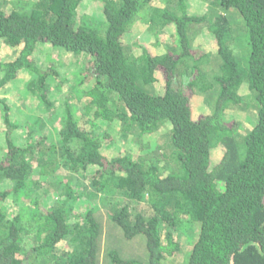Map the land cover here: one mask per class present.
<instances>
[{
    "label": "trees",
    "instance_id": "obj_1",
    "mask_svg": "<svg viewBox=\"0 0 264 264\" xmlns=\"http://www.w3.org/2000/svg\"><path fill=\"white\" fill-rule=\"evenodd\" d=\"M92 1L100 28L81 15L86 0H0V40L16 52L0 61V88L30 76L23 107L0 102V264H175L186 222L199 227L187 264H264V0H204L202 15L191 0ZM145 28L156 54L126 42ZM40 46L82 58L81 79L39 67ZM66 85L64 100H52ZM247 91L258 116L241 137L231 116ZM198 96L209 112H195ZM29 98L47 115L21 125ZM61 171L74 181L62 197L70 200L46 206L37 193ZM93 191L142 209L80 212L75 204ZM18 205L25 211L13 212ZM111 228L124 242L143 235L147 259L108 250ZM74 236L72 251L59 254Z\"/></svg>",
    "mask_w": 264,
    "mask_h": 264
},
{
    "label": "rangeland",
    "instance_id": "obj_2",
    "mask_svg": "<svg viewBox=\"0 0 264 264\" xmlns=\"http://www.w3.org/2000/svg\"><path fill=\"white\" fill-rule=\"evenodd\" d=\"M11 1V0H10ZM191 7L192 11L195 14L202 15L205 13L208 9V3L204 0H191ZM101 4L99 2H94L92 0H86L84 3V8L80 12L81 15L84 17L87 21H92L93 24L97 23L98 27H102L103 23V15L101 13ZM141 24H144V21H140ZM153 33L146 32V28L142 33H139L138 35H134L133 37L129 36L126 39V42L132 43L135 40L144 45V47H147L153 54H156L158 50L156 49L155 45H153ZM155 36V35H154ZM202 37V36H201ZM199 38L198 44H202L203 48L207 51H212L210 46L207 44L208 36H204L202 38ZM174 42V38H171V42ZM167 48V47H166ZM162 49V48H160ZM163 49L165 47L163 46ZM37 54L38 59V66L48 68L50 64L55 65L61 72L64 73V75L71 79L72 83L75 84L77 80L81 79V64L83 63L82 58L80 59H74L66 52H59L53 50L51 47L47 46H40ZM16 55L15 49L8 48L5 43L0 40V61H8L13 56ZM52 62V63H51ZM82 62V63H81ZM23 79H20V81L17 84L8 86L7 89H1L0 88V102L3 101L5 96H9L11 99L13 98L15 100V105L17 108L21 107L23 104V98L22 96L19 98L18 96L21 93H25L24 87L27 85L26 78L30 79V76L26 73H23ZM25 78V79H24ZM28 79V80H29ZM72 84V85H73ZM68 85L65 86V89L62 91H58L57 89L51 93V98L54 101L57 100H64L63 96L65 97V92L68 91ZM23 88V91H22ZM157 88H159V85H157ZM20 89V90H19ZM79 98L81 97L80 93H77ZM246 99L244 101L245 104H242L240 106V109H238L237 112H234V114L231 116L232 120H235L238 122V125L235 128V131L237 132L238 136H243L251 129L255 121L257 120L258 116V106L256 99L251 95L249 91L245 92ZM23 95V94H22ZM255 96V95H254ZM19 98V99H18ZM22 101V102H21ZM35 101V100H34ZM29 102L32 105L31 107H27L26 109H30L27 111H21L22 115L20 116V124L24 125L27 121L32 122L35 118L38 116H46V111L42 109V105H39V103H36L32 101L31 98H29ZM24 103L22 107L25 105ZM195 105V112L197 114L201 113H207L209 112V108L205 105L203 97L198 96L195 98L194 101ZM22 109V108H20ZM0 111H1V105H0ZM236 118V119H235ZM105 127V126H104ZM4 123L0 116V151H3V139L2 135L4 133ZM50 132V135H55V138L57 137L56 130H48ZM28 131L24 128L21 130H17L12 134V139L16 143H19L22 141L21 139L23 136L26 135ZM112 136H114V140L116 139L117 145L116 146H123L121 145L122 142L118 140L119 135L116 134L115 131H111ZM58 138V137H57ZM155 138H152L151 142L153 145L155 143ZM127 149L131 150L134 153L139 152V146L138 144L135 145L133 142H129L128 145H125ZM220 152L218 151L214 155V160L220 159ZM74 181L72 179V176L66 173L65 171L58 172L57 175L52 176L49 178L47 183L44 185V187H41V191L37 193V196H40V198L43 200L44 204L49 207H58L61 206V203L67 202L70 199L64 196V193L66 192L67 188L69 186H73ZM6 189V185L3 187H0V190ZM217 188L223 189L222 184H218ZM95 192V191H93ZM80 201L75 204L76 208L80 210V212H87L89 210L93 211H103L106 213H115L118 207L121 205L127 204L130 206L131 211L136 214L140 212L142 209L140 205L133 201H126L123 197H116V196H105L101 193H92L85 195V197H82L79 199ZM23 205V204H22ZM13 207V206H12ZM21 207L18 205L17 207H13V212H20ZM27 210V209H26ZM25 211V210H22ZM21 211V212H22ZM111 214L109 216H111ZM109 218V217H108ZM111 219V218H110ZM112 227V226H111ZM115 228H111L110 234L114 232L113 236V242L107 249L118 248L119 253L122 257L128 259H139L140 261H144L147 259V251H146V238L143 235H139L132 241H126L124 242V239L120 236V234L115 233ZM199 227L197 224L192 222H186L182 225L180 232L178 233V237L176 235V238H178V242L181 244V249L179 251V254L176 257L175 264H187L188 262V256L189 251L191 250V247L194 243V240H196L198 236ZM77 241L76 237H72L70 240H67L66 243L62 244L59 247V254L60 253H67L69 251H72L74 244ZM111 247V248H110ZM127 256V257H125ZM58 259V258H57ZM51 260V262H42L41 264H59L58 261L60 260ZM113 264V263H112Z\"/></svg>",
    "mask_w": 264,
    "mask_h": 264
}]
</instances>
